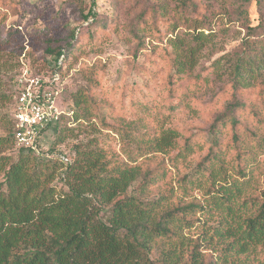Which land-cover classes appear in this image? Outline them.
Segmentation results:
<instances>
[{"label": "trees", "instance_id": "1", "mask_svg": "<svg viewBox=\"0 0 264 264\" xmlns=\"http://www.w3.org/2000/svg\"><path fill=\"white\" fill-rule=\"evenodd\" d=\"M242 3L238 15L248 1ZM204 38L197 34L195 45L178 44L168 93L185 65L192 67ZM77 46L58 49L63 58L55 70L65 67ZM246 46L250 52L233 64V101L216 114L206 138L184 140L171 160L188 172L171 181L160 164L150 169L130 155L129 163L117 162L100 148L77 149L65 170L67 192L59 193L54 180L62 163L49 170V161L31 151L18 149L15 160L5 153L14 146L11 120L8 133L0 135V264H264V167L258 163L264 148L259 140L252 146L240 138L241 103L235 96L264 73V44ZM74 97L81 117L101 104L94 93ZM164 107L168 112L158 117L159 126L137 142L141 157L176 146V133L162 126L174 107ZM76 113L74 121L82 119ZM62 119L52 131H59ZM195 153L201 157L191 168Z\"/></svg>", "mask_w": 264, "mask_h": 264}, {"label": "rangeland", "instance_id": "2", "mask_svg": "<svg viewBox=\"0 0 264 264\" xmlns=\"http://www.w3.org/2000/svg\"><path fill=\"white\" fill-rule=\"evenodd\" d=\"M242 1L0 0V135L8 133L12 120L17 78L25 71L47 78L61 63L58 49L76 43L59 72L57 86L58 105L66 114L59 131L50 129L41 140L51 154L44 159L49 170L52 163H60L59 155L67 156L70 165L77 149L100 148L117 162H128L130 155L145 168L160 164L168 181L179 177L188 170L174 165L171 158L185 139L206 138L216 114L233 101V64L250 52L246 42L264 44V0H247L238 15ZM197 34L205 37L204 44L192 67L185 65L173 93H168V76L174 73L175 58L181 52L178 44L195 45L192 38ZM76 93L99 96L101 104L93 115L81 117L74 105ZM235 96L241 103L237 110L240 138L252 146L259 140L264 148V73ZM146 103L148 110L143 107ZM164 106L174 107L162 126L176 133V146L165 154L141 157L137 142L144 132L159 126L158 117L168 112ZM75 112L82 119L74 121ZM131 124L136 130L129 134ZM5 153L13 160L18 156L12 144ZM200 157L201 153L191 157V168ZM258 163L264 167V151ZM68 165L61 164L57 170L54 184L59 193L67 192ZM151 256L157 258L155 253Z\"/></svg>", "mask_w": 264, "mask_h": 264}, {"label": "built area", "instance_id": "3", "mask_svg": "<svg viewBox=\"0 0 264 264\" xmlns=\"http://www.w3.org/2000/svg\"><path fill=\"white\" fill-rule=\"evenodd\" d=\"M59 81L60 73L57 70L47 78L28 75L27 71L17 78L12 110V139L17 150L23 149L41 158H51L41 140H45L49 130L66 114L58 105ZM58 160L64 165L70 163L64 155H59Z\"/></svg>", "mask_w": 264, "mask_h": 264}]
</instances>
